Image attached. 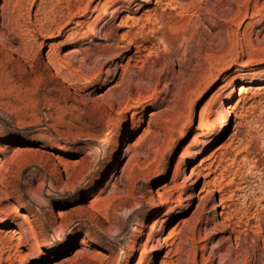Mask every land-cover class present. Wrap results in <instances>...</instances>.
<instances>
[{
	"label": "rangeland",
	"instance_id": "374dc122",
	"mask_svg": "<svg viewBox=\"0 0 264 264\" xmlns=\"http://www.w3.org/2000/svg\"><path fill=\"white\" fill-rule=\"evenodd\" d=\"M147 1L0 0L2 264H264V0Z\"/></svg>",
	"mask_w": 264,
	"mask_h": 264
},
{
	"label": "bare ground",
	"instance_id": "6f19581e",
	"mask_svg": "<svg viewBox=\"0 0 264 264\" xmlns=\"http://www.w3.org/2000/svg\"><path fill=\"white\" fill-rule=\"evenodd\" d=\"M150 1H153V0H150ZM150 1H147V3L146 4H144V5H139V9H143V8H146L147 6H149L148 4H151V2ZM103 6H107V3L106 4H104ZM115 11H113V13H112V16L110 17V19L112 20L113 18H115L116 16H118L119 14H120V11L118 10V9H114ZM118 10V11H117ZM120 25V24H119ZM225 122V121H224ZM138 127V123H135V124H133L132 125V129H135V128H137ZM124 130H125V127H122L121 129H120V131L118 132V134H117V137H116V140H115V148L119 145V143H120V141H121V139H122V137H123V133H125L124 132ZM216 130V129H215ZM216 137L217 136V133L214 131V130H210L209 132H208V134H207V136L205 137V139H203L202 141H201V143L198 145V148H204V147H206L208 144H209V142H211V140L213 139L212 137ZM65 155V154H64ZM199 154L198 153H193V154H190L188 157H187V159L188 160H192L195 156H198ZM197 169V168H196ZM208 171V170H207ZM201 175V174H200ZM211 175V172H208L207 174H205V175H203V178L204 179H206V178H208L209 176ZM113 178V177H112ZM206 185H207V183L204 181V183L202 184V188H201V192H203L204 191V189H205V187H206ZM214 209V208H213ZM216 212H218V210L219 209H217L216 208ZM15 212H16V214L19 216L20 214H19V211L18 210H15ZM177 213V211L175 210V209H169V210H167L166 211V213L164 214V221L166 220V221H169L173 216H175V214ZM21 217V216H20ZM22 219H23V221L26 223V222H28V218L26 217V216H22ZM0 226H4V224H7V220L5 219V218H1L0 219ZM11 236H12V238L13 239H16V240H19V244L17 245L18 247H23L22 246V240L20 239V236H19V234L16 232V231H11ZM63 242V241H62ZM165 244V243H164ZM163 245V244H162ZM36 248H37V245H36ZM29 254H32L31 252L29 253ZM28 257V256H27ZM129 259H131V257L129 258ZM10 260L8 259V258H6L5 259V263L6 262H9ZM3 263V261L2 260H0V264H2ZM127 264H129V261H127Z\"/></svg>",
	"mask_w": 264,
	"mask_h": 264
}]
</instances>
